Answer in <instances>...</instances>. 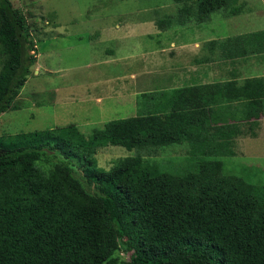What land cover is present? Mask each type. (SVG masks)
Instances as JSON below:
<instances>
[{"label":"trees","instance_id":"obj_1","mask_svg":"<svg viewBox=\"0 0 264 264\" xmlns=\"http://www.w3.org/2000/svg\"><path fill=\"white\" fill-rule=\"evenodd\" d=\"M174 1L195 21L240 11L238 0ZM35 45L23 11L0 0V113L18 108ZM232 89H173L167 106L109 120L89 137L75 123L1 136L0 264H264V184L224 171L242 129L208 134L212 105L224 100L240 101V119L259 127L264 78ZM172 144H184L187 157L146 158ZM108 145L136 154L104 169L95 153Z\"/></svg>","mask_w":264,"mask_h":264},{"label":"rangeland","instance_id":"obj_2","mask_svg":"<svg viewBox=\"0 0 264 264\" xmlns=\"http://www.w3.org/2000/svg\"><path fill=\"white\" fill-rule=\"evenodd\" d=\"M11 1L27 17L29 30L36 44L32 53L37 56V62L16 97L15 105L18 108L0 113V137L70 123H75L80 131L89 137L95 129L104 127L109 120L137 114L142 110V103L144 108L148 107L147 102H142L146 94L136 93L126 97L119 94L104 95L101 83L96 85L97 91L90 85L92 73L78 67L84 64L83 59L90 61L93 55L104 54L111 47L110 43L94 39L100 32L97 25L103 24L104 21H150L152 17L154 21L171 17L174 18L173 23L189 21L191 18L195 20L193 16L182 15L180 10L183 4L174 0ZM241 2L242 0H239L236 4L240 7ZM226 11H229V8ZM78 82L81 83L80 88ZM181 83L171 86H180ZM94 92H99L98 96L101 94L100 98L97 97L98 103L93 100L83 103V98L86 95L92 96ZM246 124L243 125L246 134H241L234 140L237 154L224 157V171L262 185L264 136L260 139H250V132L257 127L252 128ZM135 154L136 150L108 145L98 148L95 157L100 167L109 169L119 158ZM187 155L188 148L184 144H172L146 158L162 162L169 158L185 159ZM54 160L56 161V158ZM75 170L77 175L82 172L78 163ZM120 254L128 258L124 252Z\"/></svg>","mask_w":264,"mask_h":264},{"label":"crops","instance_id":"obj_3","mask_svg":"<svg viewBox=\"0 0 264 264\" xmlns=\"http://www.w3.org/2000/svg\"><path fill=\"white\" fill-rule=\"evenodd\" d=\"M238 8L236 14L220 9L205 21L166 23L164 28L153 17L142 22L104 21L97 25L100 32L94 39L111 47L90 61L83 59L84 64L78 67L92 73L90 85L95 91L101 83L102 94H146L142 102H147L148 108L167 106L170 91L181 87L221 83L233 91V86L264 78V0H242ZM180 82V86H171ZM77 85L81 87V83ZM98 93L86 95L83 103H98ZM231 105L226 100L212 105L217 118L212 122L215 127L207 130L212 138L225 134L224 125L236 123L241 134H246L245 123L251 126L240 119V101ZM259 121L250 139L264 136V112Z\"/></svg>","mask_w":264,"mask_h":264}]
</instances>
